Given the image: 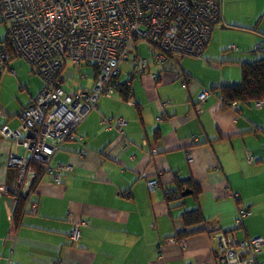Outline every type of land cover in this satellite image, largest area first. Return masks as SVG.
Masks as SVG:
<instances>
[{"label":"crops","instance_id":"crops-1","mask_svg":"<svg viewBox=\"0 0 264 264\" xmlns=\"http://www.w3.org/2000/svg\"><path fill=\"white\" fill-rule=\"evenodd\" d=\"M220 4V23L202 57L179 59V75L170 70L154 75L159 67L143 45L121 64L119 80L130 84L129 98L118 91L102 96L65 140L52 161L54 167H71L62 171L61 183L32 165L40 174L24 197L18 168L9 160L13 153L30 155L0 131V264H10L13 224L15 264H218L222 233L238 241L264 237V104H224L215 92L199 98L213 86L239 84L241 63L264 55V0ZM218 25L236 31L232 51L226 50L224 33L214 36ZM216 46L223 47L218 56L212 54ZM143 57L149 63L144 70L142 63L135 65ZM23 59L12 57L0 72V129L20 128L23 109L44 86L42 77L30 78L27 69L24 81L18 76ZM90 71L84 65L72 72L92 77ZM81 73L79 84L89 86L82 84L89 77ZM7 76L27 97L9 100ZM63 83L69 87V81ZM118 117L126 120L124 134ZM176 175L201 188L198 199L186 187L189 193L166 201V191L177 189ZM151 180L158 181L154 189ZM18 193L26 199L19 219L13 196ZM199 207L205 222L186 228L184 210ZM243 208L249 214L238 222ZM75 225L77 240L70 237ZM195 228L204 231L177 239ZM256 259L264 264V245Z\"/></svg>","mask_w":264,"mask_h":264},{"label":"built area","instance_id":"built-area-1","mask_svg":"<svg viewBox=\"0 0 264 264\" xmlns=\"http://www.w3.org/2000/svg\"><path fill=\"white\" fill-rule=\"evenodd\" d=\"M0 15L8 26L7 43L0 40V72L12 57H23L44 81L34 101L23 109L21 127L4 125L0 129L3 136L25 149L24 154L31 153H13L9 164L18 168L20 184L27 181V171L35 164L61 183L62 171L71 167L52 166L55 155L97 109L99 99L117 91L121 64L130 53L138 45L151 49L159 67L154 75L177 66L178 56L202 57L221 8L218 0H0ZM69 61L78 69L86 65L97 71L91 88L67 90L63 74ZM147 63L143 57L136 64L144 70ZM88 76L81 73L82 78ZM209 95L207 90L199 98L204 101ZM255 104L261 107L264 101ZM116 120L124 134L126 120ZM108 122L112 125L111 118ZM148 184L154 189L157 181ZM248 214L241 209L238 222ZM70 234L77 239L79 225ZM9 239L10 264H15L18 233L14 224ZM220 243L218 264H253L264 237L238 241L234 235L222 233Z\"/></svg>","mask_w":264,"mask_h":264},{"label":"trees","instance_id":"trees-1","mask_svg":"<svg viewBox=\"0 0 264 264\" xmlns=\"http://www.w3.org/2000/svg\"><path fill=\"white\" fill-rule=\"evenodd\" d=\"M218 1L220 3L221 0H218ZM220 8H221V4H220ZM220 20H221V16H220L218 23H220ZM7 30H8V28H7ZM7 40H8V37L6 36V38L3 41H5L7 43ZM140 47H141V45H138L134 51H138L141 53ZM8 49L13 50L12 47L10 46V43H8ZM183 56H187V55L178 56L177 59L175 60L177 63V66H174L173 68L162 69L161 73H163L164 71L170 70V71L174 72L175 74L179 75L180 74V69L178 68L180 65L179 59H181ZM152 59H154L153 56H152ZM154 61H155V59H154ZM155 63L157 64L156 61H155ZM135 65L137 67L139 64L138 65L135 64ZM148 65H149V63H147V66ZM64 69H65L64 74H63L65 76L64 81L66 84L69 81V84H68L69 87L67 89L69 92H72V91H74L73 89H75L77 87H81V86L85 87V88H89L88 86L81 85L77 81H75V78H76L75 72L68 71V70H66V68H64ZM90 73L92 75V79H93L92 84H93L94 78L96 77V74H97V71L94 68H91ZM73 81H74V83L71 84ZM75 83H76V85H75ZM117 91L121 94V96L124 99L127 100L129 98L130 93H131L130 84L128 82H120V80H119V87H118ZM209 91H210V94H212L214 92L218 93L224 99V104H231L233 102L242 103V104H254L258 101H264V55H262L261 57H259L258 59L254 60V61L241 63V82L239 84H236V85H220V86H215V87L213 86L210 88ZM200 101H203V100H200ZM37 171L39 172V170H37ZM39 174H40V172H39ZM175 181L177 184L176 191L175 190H168L165 193V199L167 202L172 201V199H174L176 197V195H178V197L182 196L181 194H183L186 187L188 189H192L191 190L192 192L190 195H192L198 199L197 196L201 193V188L194 181H192L191 179L182 180L177 175L175 177ZM13 196L15 197V199H17L16 200L17 205H16V210H15L16 212L15 213H16V217L19 219L21 217V214H22V211L24 208V203L26 202V199L19 193L14 194ZM182 220H183L186 228L187 227H196V226L199 227V225H202L205 222V217L203 215L201 208L199 207V208H195V209H191V210H184V212L182 214ZM198 231H204V230L202 228H195L194 231H190V232L188 230H183L177 235V239L182 238L184 236H188L191 232H198ZM209 232H213V231H209ZM227 233H229V232H227ZM70 237H71V234H70ZM71 239H73V238L71 237ZM77 239H73V240H77ZM174 239H176V238H174ZM246 240H249V239H246ZM218 257H219V254H217V261H218ZM256 260L257 259H256V255H255L253 264H256Z\"/></svg>","mask_w":264,"mask_h":264},{"label":"rangeland","instance_id":"rangeland-1","mask_svg":"<svg viewBox=\"0 0 264 264\" xmlns=\"http://www.w3.org/2000/svg\"><path fill=\"white\" fill-rule=\"evenodd\" d=\"M220 27H222L221 25H218L216 28H215V30L213 31V33H214V36H215V34H222V33H224V35H225V37H224V40H223V42L224 43H226L225 44V47H226V50L227 51H232L231 49H230V47H231V45H232V42L235 40V36H234V33H236V31L235 30H223V29H219ZM6 28H7V26H6V24L4 23V21H2L1 20V16H0V38L1 39H3L4 38V36L6 35ZM234 43V42H233ZM221 48H223V47H221V46H216V48L212 51V54L214 55V56H218V54H220L221 53ZM223 51H225V49H223ZM226 51V52H227ZM132 54V52L130 53V55ZM186 58H190L189 56H187V57H184V59H186ZM192 59H194V58H192ZM203 59H207V58H203ZM23 61L24 62H22V63H25V64H23L24 66H25V68L24 67H21V68H17V70H18V73H19V75L18 76H20V78H22V80L24 81V78L25 77H23L22 75H24L25 73H23L24 71H25V69H27L26 70V73L27 74H29V75H31V77L30 78H32L33 76H37V77H41V76H39L37 73H34L32 70H30L31 69V65L29 64V62L26 60V59H23ZM209 61V60H208ZM210 61L212 62V61H214V60H212V59H210ZM215 62V61H214ZM28 66V67H27ZM126 66L127 65H124L123 66V68H126ZM68 71H73V70H75L76 68L74 67V65L72 64V62L71 61H69L68 63H67V68H66ZM6 74H10V75H13L14 76V74L13 73H9V72H6ZM80 75V73L79 72H76V78H75V81H80L79 80V76ZM22 76V77H21ZM7 77H9V80H8V84L10 85L9 86V93H8V98H9V100H16V98H17V100H20L21 98H24V97H27V93H24V92H22L23 90H20V87H16L14 84H13V80H12V77L11 76H7ZM38 79V78H37ZM41 80H42V78H40ZM85 81L86 82H88V83H91L88 87H91L92 86V82H93V79H92V77H89V79H87V80H84L83 82H82V84H84L85 83ZM79 83V82H78ZM87 84V83H86ZM85 86V85H84ZM206 90H208V89H206ZM16 100V102H18ZM31 153H29V155H30Z\"/></svg>","mask_w":264,"mask_h":264},{"label":"water","instance_id":"water-1","mask_svg":"<svg viewBox=\"0 0 264 264\" xmlns=\"http://www.w3.org/2000/svg\"><path fill=\"white\" fill-rule=\"evenodd\" d=\"M37 175H38L37 171H35V170L31 169V168L28 169L27 175H26V180L27 181L24 183L23 191H22V195L24 197H26L29 194V192L31 190V187H32L33 183L35 182V180L37 178ZM189 192L190 191L188 189H186L183 194H187Z\"/></svg>","mask_w":264,"mask_h":264},{"label":"bare ground","instance_id":"bare-ground-1","mask_svg":"<svg viewBox=\"0 0 264 264\" xmlns=\"http://www.w3.org/2000/svg\"><path fill=\"white\" fill-rule=\"evenodd\" d=\"M2 19V18H1Z\"/></svg>","mask_w":264,"mask_h":264}]
</instances>
